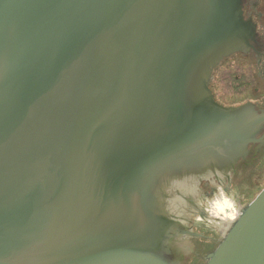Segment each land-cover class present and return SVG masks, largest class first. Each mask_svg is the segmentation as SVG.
Returning a JSON list of instances; mask_svg holds the SVG:
<instances>
[{
  "label": "water",
  "instance_id": "water-1",
  "mask_svg": "<svg viewBox=\"0 0 264 264\" xmlns=\"http://www.w3.org/2000/svg\"><path fill=\"white\" fill-rule=\"evenodd\" d=\"M256 39L242 0H0V264H183L262 139L210 86ZM203 264H264V187Z\"/></svg>",
  "mask_w": 264,
  "mask_h": 264
},
{
  "label": "flooded vegetation",
  "instance_id": "flooded-vegetation-1",
  "mask_svg": "<svg viewBox=\"0 0 264 264\" xmlns=\"http://www.w3.org/2000/svg\"><path fill=\"white\" fill-rule=\"evenodd\" d=\"M242 9L244 17L255 23L257 39L249 51H237L225 57L214 69L210 86L216 100L222 105L252 103L260 113H264V0H242ZM258 137L262 139L250 145L251 153L239 163L237 172L230 179H225L227 186H233L237 180L249 182L264 169V127ZM218 182H203V192ZM216 207L220 212H226L230 208L237 211L230 199L217 202ZM225 222L223 221L226 229L231 222ZM198 233L202 235L191 238L193 245L183 264H203L207 253L218 245L217 238L205 232Z\"/></svg>",
  "mask_w": 264,
  "mask_h": 264
},
{
  "label": "rangeland",
  "instance_id": "rangeland-1",
  "mask_svg": "<svg viewBox=\"0 0 264 264\" xmlns=\"http://www.w3.org/2000/svg\"><path fill=\"white\" fill-rule=\"evenodd\" d=\"M225 186L226 182H224L221 188L214 192V194L205 197L201 207L196 214H191V221H189V225L192 226L200 211L212 199V201L209 202V206L212 209L216 208L220 214L215 210L210 209L208 213H206L204 222H202V225L198 227L197 232H203L207 228L205 233L217 238V240L221 239L228 229V227L226 229L224 228L223 221H225V219H229V222L233 221L239 212L238 208L249 203L264 187V169L262 171L260 170L258 175H254L251 181L242 182L237 180L233 186L229 187L227 192H221ZM225 198L232 200L234 207L238 212L232 208L226 212H220V210L216 207V203L223 202ZM232 214H234L233 218L231 217Z\"/></svg>",
  "mask_w": 264,
  "mask_h": 264
}]
</instances>
